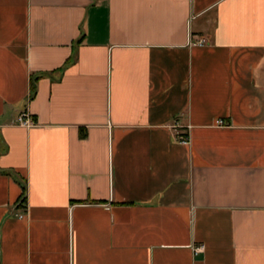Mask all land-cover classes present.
Listing matches in <instances>:
<instances>
[{
	"label": "crops",
	"instance_id": "1",
	"mask_svg": "<svg viewBox=\"0 0 264 264\" xmlns=\"http://www.w3.org/2000/svg\"><path fill=\"white\" fill-rule=\"evenodd\" d=\"M0 264H264V0H0Z\"/></svg>",
	"mask_w": 264,
	"mask_h": 264
},
{
	"label": "built area",
	"instance_id": "2",
	"mask_svg": "<svg viewBox=\"0 0 264 264\" xmlns=\"http://www.w3.org/2000/svg\"><path fill=\"white\" fill-rule=\"evenodd\" d=\"M204 41H205V39H201V40H199V42H201V43H203ZM19 121L22 122V123H24V124H27V125H31V124H33V120H31V119L29 118V116H27L26 113H22V114L19 116ZM220 122L222 123V122H224V121H220ZM203 247H204V245L201 244V245L195 247V251H199V250H201Z\"/></svg>",
	"mask_w": 264,
	"mask_h": 264
},
{
	"label": "trees",
	"instance_id": "3",
	"mask_svg": "<svg viewBox=\"0 0 264 264\" xmlns=\"http://www.w3.org/2000/svg\"><path fill=\"white\" fill-rule=\"evenodd\" d=\"M35 88L33 87V92H34ZM86 135V131L85 129L81 128V136H85Z\"/></svg>",
	"mask_w": 264,
	"mask_h": 264
}]
</instances>
